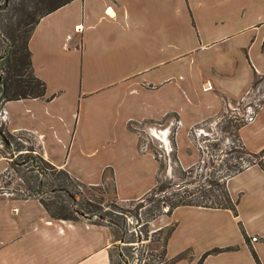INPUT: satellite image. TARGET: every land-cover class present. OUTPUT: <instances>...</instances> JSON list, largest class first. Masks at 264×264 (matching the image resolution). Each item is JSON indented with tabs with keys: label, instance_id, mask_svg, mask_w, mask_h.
Returning <instances> with one entry per match:
<instances>
[{
	"label": "crops",
	"instance_id": "obj_1",
	"mask_svg": "<svg viewBox=\"0 0 264 264\" xmlns=\"http://www.w3.org/2000/svg\"><path fill=\"white\" fill-rule=\"evenodd\" d=\"M263 40L264 0H72L34 27L28 47L45 94L4 102L6 130L82 184L110 183L118 200L138 199L155 185L158 161L131 125L158 122L165 136L177 119L178 161L193 165L185 135L264 77ZM238 135L247 151L264 149V101ZM227 188L237 215L178 206L150 222L174 225L169 264H197L213 248L229 249L201 264H264V157ZM0 195V264H112L107 226L54 219L36 198Z\"/></svg>",
	"mask_w": 264,
	"mask_h": 264
},
{
	"label": "trees",
	"instance_id": "obj_2",
	"mask_svg": "<svg viewBox=\"0 0 264 264\" xmlns=\"http://www.w3.org/2000/svg\"><path fill=\"white\" fill-rule=\"evenodd\" d=\"M71 1L72 0H0V107L3 106L4 102L10 100L44 97L46 86L44 81L38 78L33 72L31 52L28 47L29 38L34 27L43 16ZM262 50L264 51V40L262 42ZM232 120L233 119L229 118L226 121L228 122V126H233L235 128V137L238 144L234 149L227 150L226 153L231 154L233 152H238V155L234 157V162L227 165L224 174L218 175L216 172H212L203 180H200L201 178L196 171L197 167L191 165L187 168H183L178 161L176 152L173 153L172 162L177 166V172L179 173V175H177L178 178L179 176H186V174H190V177H192V173L195 174V177L191 180V182L197 184L193 192L188 190L185 185H181L178 181H166L162 179L160 169L165 165V161L158 158L157 155L151 151L154 154V158L158 161V172L155 185L138 199L120 201L113 193V200L109 203H104L102 196L107 191L105 184H82L64 169L58 168L46 160L41 151L31 148L29 150L33 155L30 159L32 162L34 160L35 163L32 167L28 168V170L36 173L35 176L33 175L34 180H37L38 175L46 173L47 170H43V168H45L50 170L49 172L53 181L50 184L48 183V191L40 189L39 182H34V184L31 185L28 184L25 189L16 188L15 191L17 195L14 199L36 198L43 205L49 216L54 219L78 221L80 220V216H86L90 220L94 216L96 220L90 221V223L107 226L110 229L112 238L114 237V241H123L121 236L126 231H129L131 234L130 236H132L130 239H133L130 241L131 243L138 239L136 234L132 232L134 230L125 227V219L128 217L126 211H129L137 217V210L144 208L148 216H151L153 219L156 215L160 214L170 216L172 211L178 206H199L206 208H227L237 215V201L232 200L230 197L227 188V180L250 164H261L264 157V149L258 153L247 151L238 135L239 125L233 123ZM5 133L6 139L10 142L19 137V135H14L9 131H5ZM0 138L5 142V137L3 135L0 134ZM221 152H223V150H221ZM245 153L252 156L254 160L244 164L242 162L244 160L242 154ZM19 154L28 156V152H21ZM82 188L87 189L86 191L90 190L92 193L87 192V194H83ZM44 192H57L61 194H56L53 196L54 198L49 199L43 197ZM96 194H100L101 196L97 197ZM74 195L78 196L77 200L73 199ZM127 202L134 204L133 210L125 209L121 204ZM105 206L107 209L104 210ZM113 213H115V216H113ZM149 223V219L145 220L144 223H140V227H144V229L140 230L144 233L145 238H147L149 232ZM173 228L174 225L172 224L165 232L163 231V227L152 232L154 235L158 236L150 241L157 242L158 245L162 247L158 260L159 264H169V262L164 259V254L168 237ZM226 249L229 248H213L204 252L197 264H201L206 255ZM151 255L153 256L155 254L151 253ZM118 256L120 261L124 257L121 253H119ZM182 256L183 254H180L176 258Z\"/></svg>",
	"mask_w": 264,
	"mask_h": 264
},
{
	"label": "rangeland",
	"instance_id": "obj_3",
	"mask_svg": "<svg viewBox=\"0 0 264 264\" xmlns=\"http://www.w3.org/2000/svg\"><path fill=\"white\" fill-rule=\"evenodd\" d=\"M260 80L261 81L259 82V86L262 90H264V77H262ZM222 103V112H220L218 116L198 122L196 125L190 128L187 136L185 135L188 141L186 145L182 147V153L190 154L194 149L197 151V160L193 165L197 167L196 171L201 178L200 180H203L212 172H216L218 175L224 174L227 165L234 162V157L238 155V152H233L231 154L226 153L227 150L234 149L238 144V141L235 137V128L233 126H228V122L226 121L229 118H223L224 116L232 112V109L235 107L237 101H230L226 98H222ZM232 122L238 125H241L243 123L239 116L238 118L234 117ZM178 124L179 122L177 119L172 120L169 124V131L165 136H163L160 131L164 130V127L158 124V122H152L150 124H145L144 122H135L131 125V128L134 133L139 136V146L142 151H153L158 158L165 161V165L160 169L161 178L166 181H178L181 185H185L188 190L193 192L196 189L197 184L195 182H191V180L195 177V174L192 173V177H190V174H186V176H179L178 178L177 175H179V173L177 172V166L174 162H172V155L174 152H176L177 148L175 134ZM152 128L158 131V135L153 133ZM5 131L7 130L5 127V123H3V125L0 127V134L5 137V142L2 141L0 143V151L2 152L4 157L6 169L2 174H0V194L14 198L17 195V192L15 191L16 188L25 189L28 184L31 185L34 184V182H39L40 189H42L43 191H48V183L50 184L53 181L52 176L49 172L50 170L43 168V170H47L46 173L38 175L36 181L33 177V175L35 176L36 173L28 170V168L32 167L35 163L34 160L32 162V160L30 159L33 154L29 149L33 148L34 150L41 151L38 147V144L35 141L27 139L28 137L24 136H21V140L16 139L10 142L8 139H6ZM221 150H223V152H221ZM21 152H28V156L20 155L19 153ZM185 157V159H187V156ZM242 157L244 158V160L242 161L244 164H247L249 161L254 160L252 156L246 153L242 154ZM111 186L112 185L110 183L106 185L107 191L102 196L104 203H109L113 200V187ZM86 190L87 189L82 188L83 194H87V192L92 193V191ZM56 194L61 193L44 192L43 197L51 199L54 198L53 196H55ZM96 196L100 197L101 195L96 194ZM77 198L78 196L74 195L73 199L77 200ZM121 204L125 209L133 210L134 208V204L129 202ZM105 209H107L106 206L104 210ZM126 215L128 217H126L125 219V227L127 229L134 230L132 231L134 232V234H136L135 232H138L140 229H144V227H140V223H144V221L147 219H149L150 222L156 221V219L158 220V222H160V220L167 218L165 215L160 214L156 215L152 219L151 216H148V213L144 208H140L137 210V217H135L129 211H126ZM113 216H115V213H113ZM79 218L81 220L84 219L88 222L96 220V217L94 216L91 218V220L86 216H80ZM169 226H171V223L167 226H163V231L165 232ZM151 228L152 225L149 223V232L147 234V237L150 240H153L158 235H154L152 232L155 230H151ZM130 235L131 234L129 233V231H126L121 236L123 241H113L110 250L112 264H139L143 258H146L145 263L151 262L152 264H159L158 260L159 255L162 251V247H160L157 242L149 240L148 243L139 245L137 249L134 250V248L130 245V241L133 240L130 239V237H132ZM119 253L124 255L121 261L118 256ZM151 253H154L155 255L152 256Z\"/></svg>",
	"mask_w": 264,
	"mask_h": 264
},
{
	"label": "built area",
	"instance_id": "obj_4",
	"mask_svg": "<svg viewBox=\"0 0 264 264\" xmlns=\"http://www.w3.org/2000/svg\"><path fill=\"white\" fill-rule=\"evenodd\" d=\"M260 81L261 80L254 82L248 88L245 94L237 101L235 107L232 109V112L224 116L223 118L227 117L233 119L234 117L238 118L239 116L243 123H249L253 121L255 119V116L259 108L262 106V103L264 101V90H262L259 86ZM5 114L6 111L3 108V106L0 107V127L3 125V123L6 120ZM1 142L2 140L0 138V143ZM135 233L138 240L136 242L130 243V245L134 248V250H136L139 245H144L148 243V241L150 240L148 237L145 238L144 233L141 230ZM254 240H256V237L254 236L251 237V241ZM145 261L146 258H143L139 264H145Z\"/></svg>",
	"mask_w": 264,
	"mask_h": 264
},
{
	"label": "bare ground",
	"instance_id": "obj_5",
	"mask_svg": "<svg viewBox=\"0 0 264 264\" xmlns=\"http://www.w3.org/2000/svg\"><path fill=\"white\" fill-rule=\"evenodd\" d=\"M152 131L154 134L158 135V131L156 129L152 128ZM160 131H161L162 135L164 136V130H160Z\"/></svg>",
	"mask_w": 264,
	"mask_h": 264
}]
</instances>
